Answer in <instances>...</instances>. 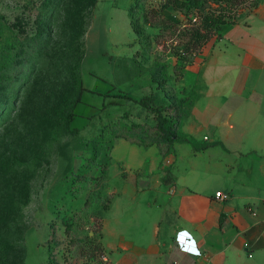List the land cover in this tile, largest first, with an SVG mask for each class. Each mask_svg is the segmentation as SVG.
Segmentation results:
<instances>
[{
	"label": "rangeland",
	"instance_id": "374dc122",
	"mask_svg": "<svg viewBox=\"0 0 264 264\" xmlns=\"http://www.w3.org/2000/svg\"><path fill=\"white\" fill-rule=\"evenodd\" d=\"M131 2L0 0V264H105L95 213L114 193L110 145L121 138L115 137L120 127L154 123L146 109L116 94L147 96L154 104L194 100L183 77L190 78L195 57L216 33L176 77V40L158 38L159 28L150 22L165 17L182 31L217 4L187 11L167 0H141L133 20L139 47L112 63L100 47L88 46L87 31L92 18L103 21L112 52L115 43L132 37ZM247 9L251 6L239 12ZM81 82L87 90L76 107L79 116L70 120ZM207 101L199 100L206 123ZM193 118L190 111L181 133L198 146L210 145L214 136L202 120L199 133H184ZM185 146L193 150L190 143L180 144V161L187 160ZM220 157L219 147H209L193 160L205 165Z\"/></svg>",
	"mask_w": 264,
	"mask_h": 264
},
{
	"label": "crops",
	"instance_id": "0c3cea01",
	"mask_svg": "<svg viewBox=\"0 0 264 264\" xmlns=\"http://www.w3.org/2000/svg\"><path fill=\"white\" fill-rule=\"evenodd\" d=\"M253 1L211 38L191 64L190 78L183 77L195 94L183 120L190 111L197 117L183 126L184 133H199L202 120L212 143L199 150L185 146L187 160L180 161L183 142H175V153L164 158L156 144L114 142L109 164L114 195L103 213L101 238L111 264H184L188 259L192 264H264V0ZM132 4V37L115 43L112 52L105 23L92 18L87 35L99 53L114 60L135 54ZM203 97L212 125L199 110ZM209 147H219L222 157L205 165L193 160ZM165 169L173 181H162ZM219 185L225 199L215 197ZM182 230L201 251L196 259L191 243L178 249L176 234Z\"/></svg>",
	"mask_w": 264,
	"mask_h": 264
},
{
	"label": "trees",
	"instance_id": "16d2710c",
	"mask_svg": "<svg viewBox=\"0 0 264 264\" xmlns=\"http://www.w3.org/2000/svg\"><path fill=\"white\" fill-rule=\"evenodd\" d=\"M173 7L182 8L186 7V10L198 9L204 11V8L209 6L210 3H215L217 6L212 10L203 13L198 20V24H192L190 28L179 30L174 27V23L167 18L154 17L150 22L152 25L159 28L158 38L167 37L171 35L176 40V45L173 48V53L176 56V62L174 64V70L176 77H180L181 70L188 64H190L194 57L199 53L202 46L217 33L225 24H229L235 21L236 15L239 11L246 7L255 5L253 0H167ZM166 2V1H165ZM141 5V0H133V4L129 8L131 25L137 34V28L134 27V10L137 6ZM164 10V8H163ZM197 21V20H196ZM110 61H114L111 55L108 56ZM87 88L80 83L79 92L73 107L69 113V119H77L79 114L76 112V107L81 100L82 91ZM91 91H95L90 89ZM96 92V91H95ZM122 99L130 100L138 103L141 107L146 109L153 116V124L144 123H132L129 127H120L118 134L115 137H121L129 142L137 143L144 147L156 144L159 148V152L162 157H166L169 154H174L175 142H187L192 145L193 150H199L205 148L207 145L198 146L195 144L191 137H188L181 133V122L185 115V107L191 105L193 99L183 98L181 100H174L169 98L168 100L159 104H154L149 101L147 96L136 98L129 93L116 94ZM110 104H118L117 100H110ZM86 116H83L85 118ZM83 120L79 121L81 124ZM125 130V131H124ZM113 137V138H115ZM114 142L110 145V151ZM110 164L111 155H108ZM124 175V173H122ZM169 176V169H165V174L162 177L164 183L173 181V178ZM114 193L108 199V202L102 203L99 210L96 211V215L99 218L97 247L100 249L99 255L102 258L105 256V251L102 245V218L103 213L109 208ZM68 225V224H67ZM92 239V237L90 238ZM92 242V240H90ZM95 245V244H94ZM105 263V262H104Z\"/></svg>",
	"mask_w": 264,
	"mask_h": 264
},
{
	"label": "built area",
	"instance_id": "2783aa9c",
	"mask_svg": "<svg viewBox=\"0 0 264 264\" xmlns=\"http://www.w3.org/2000/svg\"><path fill=\"white\" fill-rule=\"evenodd\" d=\"M165 1L166 0H156V2H159V3H164ZM215 197H217L219 199H225V195L222 192H220V191L215 192ZM188 236H190V234L188 232H185L184 230L177 232L176 239H179L178 240L179 241V246H180V248H178L179 250L186 249V245L185 244L191 243V242H189V238H187ZM191 249H192V251H194V253H192V259H196L197 256H199L201 254V251L198 250L196 248V246H194L193 244H192ZM102 259L105 262V264H111L109 262V260L107 258H105V256H103ZM182 263H184V264H192V260L191 259L190 260L188 259L187 261L184 260ZM165 264H171V263H165Z\"/></svg>",
	"mask_w": 264,
	"mask_h": 264
},
{
	"label": "water",
	"instance_id": "95a60500",
	"mask_svg": "<svg viewBox=\"0 0 264 264\" xmlns=\"http://www.w3.org/2000/svg\"><path fill=\"white\" fill-rule=\"evenodd\" d=\"M87 37H88V46L89 47H93V46H95V43H94V40H93V38L90 36V35H87Z\"/></svg>",
	"mask_w": 264,
	"mask_h": 264
}]
</instances>
